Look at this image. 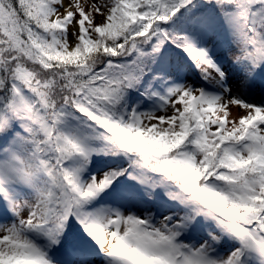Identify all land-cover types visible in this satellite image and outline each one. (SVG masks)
<instances>
[{
  "label": "snow or ice",
  "instance_id": "6c2138e0",
  "mask_svg": "<svg viewBox=\"0 0 264 264\" xmlns=\"http://www.w3.org/2000/svg\"><path fill=\"white\" fill-rule=\"evenodd\" d=\"M0 264H264V0H0Z\"/></svg>",
  "mask_w": 264,
  "mask_h": 264
},
{
  "label": "bare ground",
  "instance_id": "6f19581e",
  "mask_svg": "<svg viewBox=\"0 0 264 264\" xmlns=\"http://www.w3.org/2000/svg\"><path fill=\"white\" fill-rule=\"evenodd\" d=\"M239 114H242V110H239L237 107L233 106L230 109L229 119H231L232 117H238Z\"/></svg>",
  "mask_w": 264,
  "mask_h": 264
},
{
  "label": "rangeland",
  "instance_id": "374dc122",
  "mask_svg": "<svg viewBox=\"0 0 264 264\" xmlns=\"http://www.w3.org/2000/svg\"><path fill=\"white\" fill-rule=\"evenodd\" d=\"M82 3H86V5H89L90 6V4L92 3V0H82ZM97 22H99V17H97ZM69 32L71 33L72 32V29L70 28L69 29ZM71 40H72V37H71V35L69 36V41L71 42ZM191 79H196V77L195 76H192L191 77Z\"/></svg>",
  "mask_w": 264,
  "mask_h": 264
}]
</instances>
